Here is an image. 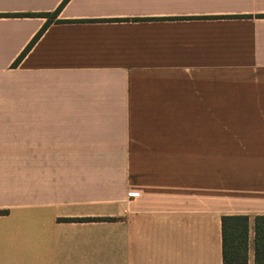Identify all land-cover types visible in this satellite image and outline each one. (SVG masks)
I'll return each mask as SVG.
<instances>
[{
    "label": "crops",
    "instance_id": "1",
    "mask_svg": "<svg viewBox=\"0 0 264 264\" xmlns=\"http://www.w3.org/2000/svg\"><path fill=\"white\" fill-rule=\"evenodd\" d=\"M0 0V264H222L264 214V0ZM79 218H82L78 220Z\"/></svg>",
    "mask_w": 264,
    "mask_h": 264
},
{
    "label": "trees",
    "instance_id": "2",
    "mask_svg": "<svg viewBox=\"0 0 264 264\" xmlns=\"http://www.w3.org/2000/svg\"><path fill=\"white\" fill-rule=\"evenodd\" d=\"M67 0H62L60 4L51 12H22L13 13L16 16H43L46 21L39 30L29 40L20 54L13 60L11 67L17 65L31 45L39 38L44 29L52 22H60L56 18L62 6ZM6 210H0V214ZM82 218H79L80 220ZM254 229V263L264 264V214L253 217ZM247 235L248 216L244 214H229L221 216V254L222 264H247Z\"/></svg>",
    "mask_w": 264,
    "mask_h": 264
}]
</instances>
